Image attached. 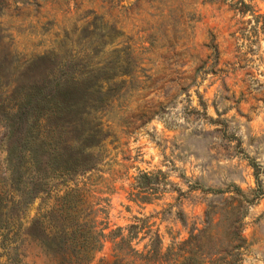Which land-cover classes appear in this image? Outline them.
I'll return each instance as SVG.
<instances>
[{
    "label": "rangeland",
    "instance_id": "obj_1",
    "mask_svg": "<svg viewBox=\"0 0 264 264\" xmlns=\"http://www.w3.org/2000/svg\"><path fill=\"white\" fill-rule=\"evenodd\" d=\"M3 1L0 55L16 64L54 50L132 67L114 77L101 161L78 182L96 242L83 264H189L198 245L199 264H264V0H244V14L237 0ZM95 24L100 35L77 41ZM54 189L0 235V264H77L78 244L54 251L26 232L35 216L58 225L64 185Z\"/></svg>",
    "mask_w": 264,
    "mask_h": 264
},
{
    "label": "trees",
    "instance_id": "obj_2",
    "mask_svg": "<svg viewBox=\"0 0 264 264\" xmlns=\"http://www.w3.org/2000/svg\"><path fill=\"white\" fill-rule=\"evenodd\" d=\"M233 5L241 14L252 8L244 0ZM99 28L95 24L93 30L85 34L84 31L77 41L89 34L100 35ZM261 29L264 30V20ZM208 45L217 54L213 39ZM98 56L60 55L52 50L20 65L15 63V55H0V128L6 152V171L0 172V235H15L20 225L15 227L18 214L35 199L64 185L62 195H57L62 213L53 219L58 225L47 230L35 216L26 232L54 251L78 244L77 251L81 253L77 264L88 262L90 252L96 248L95 236L88 240V230L84 231L80 222L78 182L101 161L100 148L109 135L103 128L102 116L121 85L114 77L132 70L129 62L119 63V55L106 60ZM142 175L150 177L147 173ZM242 200L241 195L239 202ZM211 208L208 203L205 220H209ZM77 233L82 237L80 241L74 240ZM159 243L155 233L153 262L161 259ZM200 251L198 245L189 264L200 263Z\"/></svg>",
    "mask_w": 264,
    "mask_h": 264
}]
</instances>
